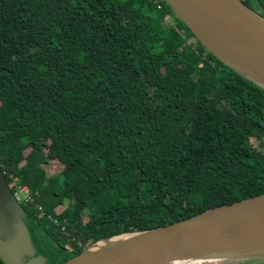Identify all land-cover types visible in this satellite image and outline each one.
I'll list each match as a JSON object with an SVG mask.
<instances>
[{
	"label": "trees",
	"instance_id": "16d2710c",
	"mask_svg": "<svg viewBox=\"0 0 264 264\" xmlns=\"http://www.w3.org/2000/svg\"><path fill=\"white\" fill-rule=\"evenodd\" d=\"M0 167L33 197L36 253L62 264L264 192V88L164 0H0Z\"/></svg>",
	"mask_w": 264,
	"mask_h": 264
},
{
	"label": "water",
	"instance_id": "95a60500",
	"mask_svg": "<svg viewBox=\"0 0 264 264\" xmlns=\"http://www.w3.org/2000/svg\"><path fill=\"white\" fill-rule=\"evenodd\" d=\"M164 1L207 51L264 88L263 16L242 0ZM99 242L103 245L93 248ZM194 257L264 258V192L156 228L99 239L62 264H163ZM0 260L47 264L36 253L24 209L1 167Z\"/></svg>",
	"mask_w": 264,
	"mask_h": 264
},
{
	"label": "bare ground",
	"instance_id": "6f19581e",
	"mask_svg": "<svg viewBox=\"0 0 264 264\" xmlns=\"http://www.w3.org/2000/svg\"><path fill=\"white\" fill-rule=\"evenodd\" d=\"M101 243V244H100ZM101 245H103V242H99L96 245L93 246V248H98ZM235 258H225V259H217V258H199V257H194V258H189V259H182V260H173L169 262H165L163 264H221L223 261L226 260H232ZM244 263H252V264H262L264 263V258L260 259H253V260H243ZM246 263V264H247Z\"/></svg>",
	"mask_w": 264,
	"mask_h": 264
},
{
	"label": "built area",
	"instance_id": "2783aa9c",
	"mask_svg": "<svg viewBox=\"0 0 264 264\" xmlns=\"http://www.w3.org/2000/svg\"><path fill=\"white\" fill-rule=\"evenodd\" d=\"M160 7V6H159ZM169 15H167L166 19H168ZM12 179V186L14 187L13 195L15 199L18 201V203H31L33 202V197L31 196V193L29 191V188L26 185H20L17 182V178L15 176L10 175ZM38 211L42 213L41 206L37 205ZM54 222H56L55 219H53Z\"/></svg>",
	"mask_w": 264,
	"mask_h": 264
},
{
	"label": "rangeland",
	"instance_id": "374dc122",
	"mask_svg": "<svg viewBox=\"0 0 264 264\" xmlns=\"http://www.w3.org/2000/svg\"><path fill=\"white\" fill-rule=\"evenodd\" d=\"M168 19H169V21L170 22H174V19H173V17L171 16H169L168 17ZM235 67L237 68V69H239L241 72H249L248 70H246L244 67H238L237 65H235ZM247 72H246V74H247ZM248 76H252V75H250V73H248ZM253 144L254 145H256V143L253 141ZM48 167L50 168V166L48 165ZM61 168H59L58 167V169H56V171H59ZM62 209V207H58L57 208V211H60ZM43 263V262H42ZM247 263V262H246ZM246 263H244V261L243 260H234V261H226V262H223V263H221V264H246ZM247 264H249V262L247 263ZM250 264H252V263H250ZM262 264H264V263H262Z\"/></svg>",
	"mask_w": 264,
	"mask_h": 264
}]
</instances>
